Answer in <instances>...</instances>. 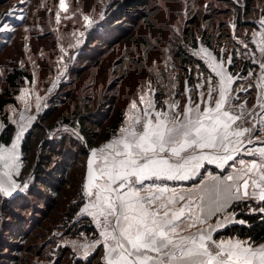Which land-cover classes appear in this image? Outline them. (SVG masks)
<instances>
[{"label":"rangeland","instance_id":"1","mask_svg":"<svg viewBox=\"0 0 264 264\" xmlns=\"http://www.w3.org/2000/svg\"><path fill=\"white\" fill-rule=\"evenodd\" d=\"M64 3L66 9L60 7V0H25L23 4L20 0H0V26L7 23L11 29L0 32V89L6 86L5 76L14 66H23L32 74L16 94L17 102L7 105L9 118L16 125L13 139L9 144L0 142V149L5 151L11 150L15 143L17 157L12 169L5 168L0 160V179L7 180L4 173L11 171V179L17 184H28L26 193L0 195V264H52L62 248L68 247L69 255L82 258H86V251L89 256L98 247L102 249L97 243L103 239L99 235L101 229L93 217L82 213L89 203L84 182L92 145L80 127L85 125L97 139V133L115 109L123 110L124 119L117 134L99 141L96 144L99 149L129 124L135 113L134 102L143 115L148 104L141 102L142 97L144 101L151 100L157 111L167 110V105L173 102L187 105L186 97L199 102V94L207 92L208 82L218 83L219 78L212 71H199V65L193 70L191 66L185 67L172 54V47L182 42L183 28L196 11L201 22L203 14L208 18L201 25L198 20L193 28L207 27L215 36V29L223 24V44L218 48L228 57L237 58L231 62L235 65L234 70L230 69L234 80L231 87L247 89L232 93L238 97L234 103L244 104L246 111L256 113L262 110L258 105L264 104V69L260 67L264 63V53L260 51L264 48V17L259 14L264 0L252 3L258 11L248 17L256 25L250 29L247 25L236 28L237 12L245 0H64ZM10 11L13 15H6ZM19 16L24 19H17ZM89 19L93 22L91 27ZM196 34L201 37V32ZM252 37L257 43L251 41ZM199 43L205 44L201 40ZM52 113L53 117L48 119ZM43 117L47 119L44 121ZM259 119L257 116L251 122L257 123ZM35 123L42 126L34 131L43 139L34 154L42 161L37 167H30L21 146ZM3 126L0 120V132ZM22 127L25 131L17 140ZM258 135L264 137V131ZM50 146L58 152L49 153ZM240 158L251 159L244 152L239 154ZM64 164L66 184L58 197L54 189L40 183L38 172L46 175L44 169H48L53 174V166ZM232 171L228 166L221 169L206 163L198 175L182 184L168 181V186L178 192L198 190L211 185V177ZM48 178L59 183L53 177ZM79 202L78 211L70 217L72 205ZM242 202L248 211L260 208L258 199ZM229 208L208 223L213 226L217 221L226 226L233 223L225 217L237 211ZM235 220L242 221L236 215ZM11 230L16 233L14 238ZM217 231L213 233L215 240H228V236L216 237ZM232 236V240L250 241ZM250 242L254 247L264 245V241ZM101 258L104 262L103 254ZM70 262L66 259L62 264Z\"/></svg>","mask_w":264,"mask_h":264},{"label":"snow or ice","instance_id":"2","mask_svg":"<svg viewBox=\"0 0 264 264\" xmlns=\"http://www.w3.org/2000/svg\"><path fill=\"white\" fill-rule=\"evenodd\" d=\"M60 7L66 9L64 0ZM92 23L89 19L88 26ZM9 30L7 23L0 26V32ZM260 51L264 53V48ZM218 67L220 71L215 67L213 71L219 82H208L199 102L186 97L187 105L173 102L167 110L157 111L151 100L142 97L141 102L148 104L143 115L134 102L135 113L120 135L91 150L84 183L89 203L82 213L93 217L101 229L103 239L97 243L106 250L105 264H264V245L254 247L239 239L217 241L213 233L226 225L208 223L234 203L264 202V137L258 135L264 131V104L258 105L262 110L256 113L234 103L238 97L232 93L247 89H233V76ZM260 67L264 69V63ZM257 116L260 119L252 123ZM24 131L22 127L17 140ZM254 144L261 146L250 147ZM15 148L14 143L11 150L0 149L7 169L15 167ZM241 152L251 159H238ZM206 163L233 171L211 177L213 183L198 190L178 192L166 183L189 180ZM4 176L8 179H0V195L26 193L27 183L17 184L11 171ZM258 210L264 214V207ZM235 215L232 212L225 219L245 223L236 221Z\"/></svg>","mask_w":264,"mask_h":264},{"label":"trees","instance_id":"3","mask_svg":"<svg viewBox=\"0 0 264 264\" xmlns=\"http://www.w3.org/2000/svg\"><path fill=\"white\" fill-rule=\"evenodd\" d=\"M230 1V0H225ZM232 1V0H231ZM255 0H245V4L242 8H239V11L237 12V22H236V28H240L242 25H247L248 28L254 27L255 22L248 21L249 15L252 14L254 11H258L256 7H252V3ZM132 7V6H130ZM264 7V6H263ZM261 16L264 17V8L261 9L260 13ZM203 22L208 18L205 17L203 14ZM199 13L196 11L192 17L190 18V21L187 23L186 26L183 28V37L182 42L177 43L174 47H172V54L175 59H178L181 61V64H184L185 67L191 66L192 70L195 69L197 65H199V71L205 70L206 72H210L206 66L205 63L201 58H199L191 49L196 48L199 44V40L203 41L208 47H210L214 53L221 57L226 56V52H222L219 50L218 47H220L223 42V24H219L217 28L215 29V36H213V32L211 30H208V28H202L200 27H194L193 24H196L198 20H200ZM201 22V20H200ZM203 22L200 23L203 24ZM210 31V32H208ZM197 32H201V37L196 34ZM236 40L233 41L234 44H236ZM232 59H237L236 56H233ZM234 64H230L229 68L234 70ZM246 70L248 69V66H245ZM32 74L30 71H28L23 66H14L9 70L5 76V82L7 83L6 86L0 89V120L4 122V127L0 132V142L4 144H9L12 139L13 135L16 130V125L10 120L8 111H7V105L8 104H15L17 102L16 94L20 90V88L23 86L25 79H31ZM53 113L50 114L47 118L53 117ZM43 117L44 121L47 119ZM80 119H83V116H80ZM124 119V112L123 110H120V108L115 109V112L111 114L107 121L108 123L102 127V131L97 133L99 137L97 139H94L90 131L86 128L85 125H82L80 127L81 131L86 135L88 141L92 145V147L96 146V144L99 143V141L107 140L117 134L122 122ZM81 123V121H80ZM94 125H102L99 122H93ZM40 127L42 128L39 123H35L30 131L26 134L23 142H22V152H23V158L30 162V167L34 166L41 162L40 158H36V155L34 154L35 150L40 141L43 139L42 135L38 133V131H34V128ZM101 127V126H100ZM41 139V140H40ZM49 153H57L58 149H54L53 147H49ZM50 157V154H46ZM50 160L46 161V163H49ZM64 166H53L51 169H53V174H50V170L44 169L47 171H44L46 175H41L40 172H38V175L40 177V183L43 184L46 187H50L54 189V191L59 194L58 197L62 195L63 187L66 184V180L64 179ZM70 165V164H69ZM68 165V166H69ZM53 177L55 180H58V182H55L54 180H50L48 177ZM57 197V198H58ZM59 199V198H58ZM56 200V199H55ZM81 205V202L73 204L71 207V210L69 211L70 217H73L74 214L78 211L79 206ZM244 205V202L234 203L229 209L237 211L236 218L242 219V221H245V223H239V222H233L226 227L220 229L216 233V237L218 236H232L237 235L241 238H248L250 241H252L254 244L260 243L264 241V214L260 213L259 210L257 211H248V206L242 207ZM259 207H264V202H260L257 204ZM41 214L45 215L43 211H40ZM11 217L13 214H10ZM27 229V228H26ZM24 229V231L26 230ZM13 231L11 230V237L14 238L15 234H12ZM17 236V235H16ZM12 246V243L11 245ZM60 254L56 256L55 261L52 264H62L63 260H70L69 264H104L102 258H101V247H98L95 251H93L89 256L86 258L82 257H73V255H69V248H62L60 250ZM72 256V257H71ZM7 261V260H6Z\"/></svg>","mask_w":264,"mask_h":264},{"label":"crops","instance_id":"4","mask_svg":"<svg viewBox=\"0 0 264 264\" xmlns=\"http://www.w3.org/2000/svg\"><path fill=\"white\" fill-rule=\"evenodd\" d=\"M253 43H257V41L252 37V40H251ZM199 58H201L203 60V62L205 63L206 65V68H208V70L213 74H215V72L213 71V67L216 68V71H220L221 68L218 67V66H221L223 67L224 71L227 72L228 74H230V68H229V63H228V59L229 57L226 55V56H221V57H218L214 51L208 47L207 45L205 44H201L199 43V45L195 48V51H193ZM219 77H217V80H218ZM219 82V81H218ZM4 127V126H3ZM3 127L1 128V130L3 129ZM15 138V137H14ZM185 182V181H184ZM168 184V182H166ZM183 181H181L179 184H182ZM194 231V230H193ZM228 239H234V237L232 236H228L226 237ZM102 254H103V259L105 258V254H106V250L104 247H102ZM104 262H105V259H104Z\"/></svg>","mask_w":264,"mask_h":264},{"label":"water","instance_id":"5","mask_svg":"<svg viewBox=\"0 0 264 264\" xmlns=\"http://www.w3.org/2000/svg\"><path fill=\"white\" fill-rule=\"evenodd\" d=\"M92 149H98L97 146L92 147L89 151H88V156H87V162H86V172H85V181H86V176H87V169H88V160L91 158V150ZM85 183V182H84Z\"/></svg>","mask_w":264,"mask_h":264}]
</instances>
